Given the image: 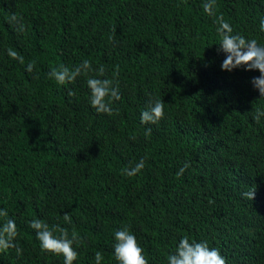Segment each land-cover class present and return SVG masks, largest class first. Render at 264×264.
<instances>
[{
  "label": "trees",
  "instance_id": "trees-1",
  "mask_svg": "<svg viewBox=\"0 0 264 264\" xmlns=\"http://www.w3.org/2000/svg\"><path fill=\"white\" fill-rule=\"evenodd\" d=\"M0 264H264V0H0Z\"/></svg>",
  "mask_w": 264,
  "mask_h": 264
}]
</instances>
